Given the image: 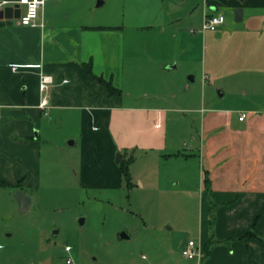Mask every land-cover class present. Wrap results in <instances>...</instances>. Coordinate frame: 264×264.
Masks as SVG:
<instances>
[{
    "label": "crops",
    "instance_id": "0c3cea01",
    "mask_svg": "<svg viewBox=\"0 0 264 264\" xmlns=\"http://www.w3.org/2000/svg\"><path fill=\"white\" fill-rule=\"evenodd\" d=\"M173 1L184 7L183 15L168 19L166 25L185 20L191 25L190 35L199 33L192 25L200 26L204 15L221 14L225 20L215 35L199 33L204 34L203 56L207 41L209 60L218 64L215 71L203 66L201 89L246 71L258 73L255 83L264 93V0ZM64 7L65 0H45L34 27L20 26L17 17L0 19V181L10 188L17 186L21 192L39 185L38 136L52 120L78 127L79 171L83 181L96 188L117 186L118 169L110 162L116 151L149 150L158 160L188 162L192 154L173 150L174 136V141H167L169 109L150 103L154 97L163 101L155 96L157 91L145 98L150 102L143 106L123 105L120 92L108 96L82 67L89 63L94 76L113 83L123 64L121 29L57 21L67 17L57 12ZM235 9L241 12L238 22L233 21ZM195 13L200 15L197 21ZM175 69L158 65L154 90L169 87L188 92L187 80L193 82L195 76L186 79L190 71L184 67L181 76L166 75ZM43 74L52 78V84L46 93V107L40 108L38 79ZM220 89L221 98L225 90ZM205 99L201 93L197 100L189 95L182 100L187 113L198 115L197 129L188 119L177 124L188 138L187 151L196 152L193 156H197L203 210L196 242L182 241L179 252L192 241L199 254L186 260L168 253L155 264H264V98L258 110H232L211 97L203 107ZM240 113L245 114L242 121L238 120ZM123 120L126 122L119 123ZM148 123H152L150 131ZM103 168H110L106 178L102 177ZM88 174L94 176L92 180L87 179Z\"/></svg>",
    "mask_w": 264,
    "mask_h": 264
},
{
    "label": "rangeland",
    "instance_id": "374dc122",
    "mask_svg": "<svg viewBox=\"0 0 264 264\" xmlns=\"http://www.w3.org/2000/svg\"><path fill=\"white\" fill-rule=\"evenodd\" d=\"M96 1L65 0V7L57 12L66 13L67 17L57 21L119 27L123 33V64L121 75L111 85L119 90L123 105L143 106L151 101L167 107V141H174V136L173 150L192 155L183 164L181 160H158L156 153L149 150L116 151L110 162L117 169L116 154L122 160L131 158L127 165L128 186L119 180L114 188H96L85 183L79 171L78 127L75 123L50 121L38 136L39 185L23 191L31 199L28 209L18 213L9 191L0 188V264H64L67 257L72 264H155L168 253L181 258L179 244L186 240L196 242L203 217L197 156H193L196 152L187 151L188 138L177 125L189 120L195 129L198 115L184 110L183 97L189 95L197 100L204 93L203 107L211 97L232 110H258L264 98L255 83L258 73L246 71L218 79L212 88L201 89L203 66L205 70L218 68L217 62L209 60L207 41L203 56L202 36L211 32L190 35L191 25L185 20L166 25L168 19L183 15L184 7H178L175 1L100 0L102 4L95 6ZM198 16L195 13L193 19L197 21ZM198 28L199 25H192V29ZM158 65L175 66V70L166 71L172 77L181 76L183 67L190 71L186 79L194 75L195 80H187L188 92L169 87L154 90L153 75ZM220 88L225 90L221 98ZM155 91V96L163 97V101L154 100L157 97L145 99ZM123 122L126 121H119ZM151 124L148 123L147 131ZM103 169L102 177L106 178L110 168ZM182 176L184 182L180 180ZM92 177L90 174L87 179ZM121 233L126 238L121 239Z\"/></svg>",
    "mask_w": 264,
    "mask_h": 264
},
{
    "label": "built area",
    "instance_id": "2783aa9c",
    "mask_svg": "<svg viewBox=\"0 0 264 264\" xmlns=\"http://www.w3.org/2000/svg\"><path fill=\"white\" fill-rule=\"evenodd\" d=\"M45 0H18L14 3H7L0 1V12L5 9H9L10 12L17 11V23L20 26L34 27L36 25V18L38 11L43 6ZM224 17L221 14H207L201 19L199 29L197 32H214L218 27L224 24ZM192 33V31H190ZM11 69H13L11 67ZM52 84V78L48 75H40L38 79V91L40 92L41 100L39 102L40 108H45L47 99L46 93ZM245 118L244 113L238 115V120L242 121ZM64 251H68V247H64ZM198 248L192 241H187L186 245L180 251V257L186 260L194 259L198 257ZM64 264H72L71 260L67 257L64 260Z\"/></svg>",
    "mask_w": 264,
    "mask_h": 264
},
{
    "label": "water",
    "instance_id": "95a60500",
    "mask_svg": "<svg viewBox=\"0 0 264 264\" xmlns=\"http://www.w3.org/2000/svg\"><path fill=\"white\" fill-rule=\"evenodd\" d=\"M101 4H102V2L100 0H97L95 6H99ZM240 13L241 12L239 9H235L233 11V21L234 22L240 21ZM16 17H17V11L10 12L9 9H5L4 11L0 12V19H2V18L9 19V18H16ZM35 135H36V133L34 132V136ZM118 161H119V154H116L114 162L117 164ZM9 193L11 194L12 198L14 199V201L16 202V204L18 206L17 212L18 213H24L30 205V201H31L30 197L18 189H10ZM53 234H54V232H53ZM119 237L121 239L126 238V236L123 233H121L119 235Z\"/></svg>",
    "mask_w": 264,
    "mask_h": 264
},
{
    "label": "trees",
    "instance_id": "16d2710c",
    "mask_svg": "<svg viewBox=\"0 0 264 264\" xmlns=\"http://www.w3.org/2000/svg\"><path fill=\"white\" fill-rule=\"evenodd\" d=\"M82 67L86 71V74L92 80L96 81L98 84H100L101 86L104 87L108 96L115 95V94L118 95L119 91L117 89L113 88L109 81H104L102 78L96 77L91 73L89 63L82 65ZM130 161H131L130 158H127L126 160H122V156H121L119 162L117 163L119 180L123 181L127 186H128V182H129V178H128V174H127V165ZM0 187L4 188V189H9V190L10 189H18L17 186L14 188H10V187L6 186L4 183H2L1 181H0ZM208 246H209V244H208ZM208 246H206V247H208Z\"/></svg>",
    "mask_w": 264,
    "mask_h": 264
}]
</instances>
